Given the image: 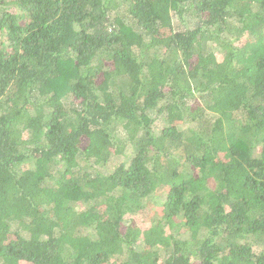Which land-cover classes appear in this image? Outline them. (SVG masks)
Returning a JSON list of instances; mask_svg holds the SVG:
<instances>
[{"label": "trees", "instance_id": "trees-1", "mask_svg": "<svg viewBox=\"0 0 264 264\" xmlns=\"http://www.w3.org/2000/svg\"><path fill=\"white\" fill-rule=\"evenodd\" d=\"M20 263L264 264V0H0Z\"/></svg>", "mask_w": 264, "mask_h": 264}, {"label": "rangeland", "instance_id": "rangeland-1", "mask_svg": "<svg viewBox=\"0 0 264 264\" xmlns=\"http://www.w3.org/2000/svg\"><path fill=\"white\" fill-rule=\"evenodd\" d=\"M175 23L177 22L175 21ZM123 161H125L123 157H112L111 160L107 164L96 166L95 169L97 172L107 175L111 173L114 170V168L117 167ZM159 212L160 210L154 207L153 204H151L150 206H147L146 208H144V210L139 213L140 215L131 216L130 218L133 223L135 222V224L139 226L141 225V227H143L145 226L147 221H149L151 218L152 219L157 218L156 216L159 214ZM257 251L258 250L254 248V252H257ZM20 264H28V263H20Z\"/></svg>", "mask_w": 264, "mask_h": 264}]
</instances>
